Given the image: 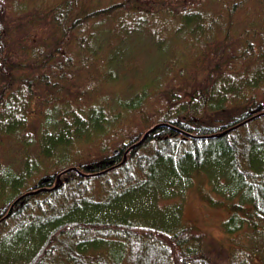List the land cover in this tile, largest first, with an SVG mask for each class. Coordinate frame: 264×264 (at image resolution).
<instances>
[{"label":"trees","instance_id":"trees-1","mask_svg":"<svg viewBox=\"0 0 264 264\" xmlns=\"http://www.w3.org/2000/svg\"><path fill=\"white\" fill-rule=\"evenodd\" d=\"M90 1L32 11L38 0H0V264H212L205 236L182 222L199 174L228 210L231 264H251L248 245L264 236V0L154 12L133 0L112 18L107 56L98 26L113 8ZM249 2L258 15L236 32ZM166 11L194 52L163 46L160 76L111 94L123 44ZM41 25L50 40H31ZM12 26L29 28L10 38ZM190 63L201 70L186 76ZM7 144L21 147L18 166L2 161Z\"/></svg>","mask_w":264,"mask_h":264},{"label":"rangeland","instance_id":"rangeland-1","mask_svg":"<svg viewBox=\"0 0 264 264\" xmlns=\"http://www.w3.org/2000/svg\"><path fill=\"white\" fill-rule=\"evenodd\" d=\"M26 6H30V0H24ZM89 1V0H88ZM133 0H91L90 4L92 8H113L110 15L102 16L103 21L100 22L98 30L106 32L104 50L105 54L102 56H107L109 53L110 47H117L119 44L117 42L118 34L115 27H113L112 18L117 14H124L125 10L131 7V2ZM203 1V0H202ZM201 0H154V7L157 9L161 4L167 10L176 9L179 4L183 5L186 3L189 4H199ZM204 7L207 8H219L222 6L224 1L228 0H204ZM56 0H38V3L32 8V11H35L39 5H51L54 4ZM147 5H151L149 2H146ZM257 4V3H256ZM248 7L241 8L234 21L233 28L236 29V32L243 30L247 22H250L254 18V14L258 10L254 6L255 3L249 2ZM123 12V13H122ZM166 17L158 18V20L151 23H157L154 28L150 30H142L137 33L138 36H133L129 38L124 44L123 48L126 50L125 56L122 58L120 69L117 72V79L115 82L107 87V90L111 94H119L127 92L130 96L132 94L131 88L135 86V91L139 89L147 77L156 78L161 75V61L165 54L163 50L160 49L163 46H170L169 48L174 51V56L183 55L185 57H190L194 52L193 48L186 49L183 46V40L174 35V28L169 25L168 21H171L172 17L170 11L163 13ZM166 20V21H165ZM166 24V25H164ZM29 27H26L23 31L18 32L12 26L9 29V37L14 38L17 35H24ZM113 28V29H112ZM31 40L32 39H48L50 40L51 29L48 26L41 25V28H33L31 30ZM117 45V46H116ZM181 45V48L178 46ZM72 49H76L73 46ZM175 48H177L175 50ZM175 63L173 60H169L168 64ZM167 64V65H168ZM177 64V63H175ZM166 65V66H167ZM178 65V64H177ZM178 65L177 71L180 70ZM201 70V66L197 71L194 70V64L190 63L185 69L186 76L189 74H194ZM144 77V78H143ZM188 79V78H187ZM184 81V79L182 80ZM190 84H193L190 82ZM189 87H191L189 85ZM189 89V88H188ZM127 96V97H128ZM157 107H160L158 104L154 105V108L149 111V114L152 116L157 115L155 113ZM139 120V117L136 118ZM21 147L17 145L7 144L5 147L6 158H1L2 161L6 163H14L15 166H18L19 155L18 152L21 151ZM90 150L86 148L84 152ZM191 187L184 197L183 200V216L182 222L190 227H192L196 233L203 234L205 236L204 250H206L212 259V264H231L233 253H229L228 249L230 248V238L224 233L223 222L228 216V210H225L223 207L213 206L207 199V197L219 198L212 190L207 176L199 174L194 178V184L190 185ZM174 200H178L174 199ZM241 235H246V232L241 233ZM248 246H251L254 249L253 260L251 264H264V236L254 237L253 241L249 243ZM241 257V256H240ZM234 261V258H233ZM241 264V263H237Z\"/></svg>","mask_w":264,"mask_h":264},{"label":"water","instance_id":"water-1","mask_svg":"<svg viewBox=\"0 0 264 264\" xmlns=\"http://www.w3.org/2000/svg\"><path fill=\"white\" fill-rule=\"evenodd\" d=\"M151 131H152V130H150V132H151ZM150 132H147V133H146V135H145L144 138L139 142V144L142 143V142L146 139V136H147Z\"/></svg>","mask_w":264,"mask_h":264}]
</instances>
